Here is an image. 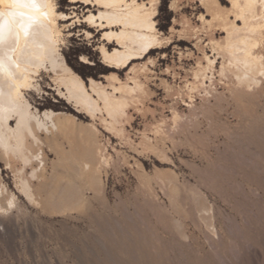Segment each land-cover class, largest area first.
Masks as SVG:
<instances>
[{"label":"rangeland","instance_id":"1","mask_svg":"<svg viewBox=\"0 0 264 264\" xmlns=\"http://www.w3.org/2000/svg\"><path fill=\"white\" fill-rule=\"evenodd\" d=\"M171 1L159 0L156 27L172 43L137 70L144 92L114 127L102 120L104 109L95 118L73 111L42 72L48 91H31L32 107L76 115L77 129L95 139L96 180L58 158L43 133L27 138L28 160L0 149V264H264V88L236 87L230 74L217 73L218 57L211 80L192 89L197 60L203 50L212 54L206 43L220 34L202 25L200 0H177L175 9ZM56 2L69 11V0ZM83 26L66 37L65 60L86 81H103L109 71L95 50L99 35L85 39ZM120 77L127 80L126 70ZM73 140L79 147L78 134ZM60 142L69 150L67 138ZM68 182L69 208L45 202Z\"/></svg>","mask_w":264,"mask_h":264},{"label":"bare ground","instance_id":"2","mask_svg":"<svg viewBox=\"0 0 264 264\" xmlns=\"http://www.w3.org/2000/svg\"><path fill=\"white\" fill-rule=\"evenodd\" d=\"M176 1H171V9L177 7ZM225 1L228 5L219 0H200L205 10L199 14L202 25L215 27L220 37L208 39L206 44L212 54L202 51L192 71L194 81L189 85L193 89L197 84H204L205 79L211 80L207 73L213 74L221 57L217 68L220 76L230 74L236 87L243 90L260 82L261 91L264 88V0ZM69 3L68 12L60 9L56 0H35V7L23 8L0 4V21H7L0 32V149L28 160L24 152L27 138L40 141L43 133L58 158L65 159L78 175H85L94 182L97 173L95 139L77 129L78 118L68 111L34 110L28 94L48 91L41 84L42 72H48L47 88L54 90L73 111L95 118L97 112L104 109L107 118L102 120L114 127L127 113L129 101H137V93L143 91L137 70L147 69V64L155 60L152 53L170 45L172 39L156 27L159 0H69ZM81 6H84L83 14L78 13ZM10 12L24 15L12 17L8 15ZM81 25L78 31L85 39L92 40L99 35L95 50L105 65L103 68L109 71L101 76L103 81L93 77L86 81L65 60L62 46L66 37ZM170 30L175 28L171 26ZM176 31L179 35L186 34L185 28ZM197 38L196 46L201 42V38ZM141 60L143 62L139 63ZM80 61L91 63L85 54H81ZM122 70H126L127 80L120 77ZM177 115L174 113L175 118ZM75 134L79 136V147L74 144ZM62 138H67L69 150L60 142ZM0 184L6 187L1 178ZM31 187L27 180H21V190L32 200ZM70 190L68 182L61 196L48 192L45 202L66 210L70 207Z\"/></svg>","mask_w":264,"mask_h":264},{"label":"snow or ice","instance_id":"3","mask_svg":"<svg viewBox=\"0 0 264 264\" xmlns=\"http://www.w3.org/2000/svg\"><path fill=\"white\" fill-rule=\"evenodd\" d=\"M10 4L13 8H23V7H35V0H0V4ZM17 14L23 16L24 13H16V12H10L8 13L9 16L15 17ZM2 15V14H0ZM7 21H0V32L3 31V28L5 27Z\"/></svg>","mask_w":264,"mask_h":264},{"label":"trees","instance_id":"4","mask_svg":"<svg viewBox=\"0 0 264 264\" xmlns=\"http://www.w3.org/2000/svg\"><path fill=\"white\" fill-rule=\"evenodd\" d=\"M83 77H85L86 75L82 74Z\"/></svg>","mask_w":264,"mask_h":264}]
</instances>
